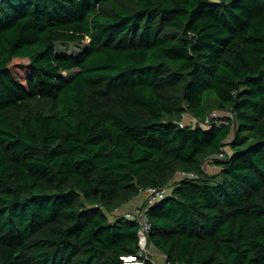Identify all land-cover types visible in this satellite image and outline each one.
Masks as SVG:
<instances>
[{
  "label": "trees",
  "instance_id": "obj_1",
  "mask_svg": "<svg viewBox=\"0 0 264 264\" xmlns=\"http://www.w3.org/2000/svg\"><path fill=\"white\" fill-rule=\"evenodd\" d=\"M168 184L165 264H264V0H0V264H124Z\"/></svg>",
  "mask_w": 264,
  "mask_h": 264
},
{
  "label": "built area",
  "instance_id": "obj_2",
  "mask_svg": "<svg viewBox=\"0 0 264 264\" xmlns=\"http://www.w3.org/2000/svg\"><path fill=\"white\" fill-rule=\"evenodd\" d=\"M221 116L218 111H214L211 116L208 118L207 123H212L214 119ZM197 120L190 116L189 114L184 115V119L181 122L182 126L187 124H196ZM207 125V124H206ZM225 152L220 154V157H224ZM209 164V162L207 163ZM180 179L181 178H192L197 177L194 173L179 172ZM173 189V184H168L162 187H149L142 192L145 196L142 203L132 211H125L124 214L126 217L137 221L140 224L139 236H140V246L141 251L138 255L124 256L122 259L124 260V264H146L147 260H153V252L152 247L149 246V231L151 229V223L148 220V211L149 209L156 205L159 202H162L171 194Z\"/></svg>",
  "mask_w": 264,
  "mask_h": 264
},
{
  "label": "rangeland",
  "instance_id": "obj_3",
  "mask_svg": "<svg viewBox=\"0 0 264 264\" xmlns=\"http://www.w3.org/2000/svg\"><path fill=\"white\" fill-rule=\"evenodd\" d=\"M84 45L85 44H82V43H77V44L59 43L57 45V49L59 51H63V52L78 53L79 51H81L84 48ZM16 67L21 72L23 67H24V63H22V61H19V62L16 63ZM226 116H230L231 117L232 115L229 114V113H223V114H221V116L217 117L215 122L218 123V124L226 122V119H225ZM226 149L230 152V147H227ZM207 165H206V167L208 168ZM214 166L215 165L212 162L209 161V169L212 168L210 170L211 172L218 171V168H216ZM178 178H180V176H178ZM127 210H128L127 208L120 209L119 213L122 214L123 212H125ZM152 257L155 260V262H157L158 264H164V261H160L157 256L152 255Z\"/></svg>",
  "mask_w": 264,
  "mask_h": 264
},
{
  "label": "crops",
  "instance_id": "obj_4",
  "mask_svg": "<svg viewBox=\"0 0 264 264\" xmlns=\"http://www.w3.org/2000/svg\"><path fill=\"white\" fill-rule=\"evenodd\" d=\"M206 165H207V163L205 164V166ZM207 166H208V168L205 167L206 170L208 172H211L210 170L212 168L209 169V164ZM214 167L219 168L217 165H215ZM144 197L145 196L141 193L138 197L134 198L133 200H131V201L127 202L125 205H123V207L121 209L127 208L128 209L127 211L135 210L142 203ZM152 252H153V255L157 256L160 261H164V264L166 263L165 255L162 254L157 248L152 247ZM154 262H155V260H154ZM155 264H158V263L155 262Z\"/></svg>",
  "mask_w": 264,
  "mask_h": 264
}]
</instances>
